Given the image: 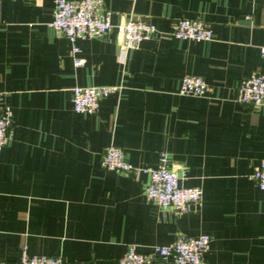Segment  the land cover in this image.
I'll list each match as a JSON object with an SVG mask.
<instances>
[{
  "label": "crops",
  "instance_id": "1",
  "mask_svg": "<svg viewBox=\"0 0 264 264\" xmlns=\"http://www.w3.org/2000/svg\"><path fill=\"white\" fill-rule=\"evenodd\" d=\"M113 27L73 43L55 28V0H0V91L13 134L0 148V260L62 255L65 264H117L178 233H210L206 264H264V190L251 174L264 157V108L236 99L240 82L264 72V0H104ZM212 24V39L170 34L175 19ZM160 29L123 50L127 19ZM187 73L205 94L180 92ZM120 85L95 112H78L76 85ZM115 144L134 167L102 165ZM163 151L184 185L203 198L188 211L146 194ZM157 264H175L159 260Z\"/></svg>",
  "mask_w": 264,
  "mask_h": 264
},
{
  "label": "built area",
  "instance_id": "2",
  "mask_svg": "<svg viewBox=\"0 0 264 264\" xmlns=\"http://www.w3.org/2000/svg\"><path fill=\"white\" fill-rule=\"evenodd\" d=\"M113 11L105 7L104 0H55L54 16L51 24L65 33L73 43L76 55L80 47L78 38L100 37L113 27ZM122 34L123 50L134 48L153 34L160 31L153 22L139 19H127L118 25ZM170 34L184 39H212L214 29L206 20L192 17L175 19L168 31ZM264 55V44L261 46ZM85 58L76 55V65L85 63ZM210 85L201 75L187 73L183 76L180 92L184 94H205ZM121 89L120 85H76L73 88L72 101L78 112H95L99 108V100ZM236 99L244 104L264 108V72H256L244 78L236 93ZM13 109L3 101L0 91V148L13 134ZM169 155L163 151L157 166L144 167L150 174L146 194L157 200L164 207H173L179 211H188L192 204L201 202L203 187L201 185H184L181 183L183 173L170 167ZM102 165L113 171L127 172L134 165L127 159L122 147L108 145L103 154ZM256 183L264 190V157L251 174ZM211 235L207 232L199 234L178 233L173 241L167 244H156L150 251H142L138 244L130 242L117 264H157L159 260H171L175 264H206V254L210 247ZM0 264H10L0 260ZM17 264H65L62 255L47 253L30 254L23 248Z\"/></svg>",
  "mask_w": 264,
  "mask_h": 264
}]
</instances>
